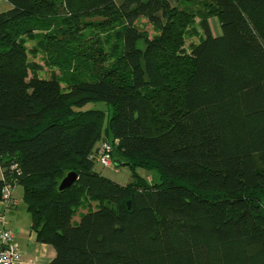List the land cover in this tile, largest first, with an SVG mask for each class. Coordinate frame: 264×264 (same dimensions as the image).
<instances>
[{"label":"trees","instance_id":"1","mask_svg":"<svg viewBox=\"0 0 264 264\" xmlns=\"http://www.w3.org/2000/svg\"><path fill=\"white\" fill-rule=\"evenodd\" d=\"M5 2L0 200L22 187L36 242L55 251L49 264H264V0ZM194 18L202 36L187 50ZM90 29L111 34L114 65L96 67L100 52L95 79L38 77L28 56L54 58L63 74L90 60ZM103 143L128 184L95 172Z\"/></svg>","mask_w":264,"mask_h":264},{"label":"rangeland","instance_id":"2","mask_svg":"<svg viewBox=\"0 0 264 264\" xmlns=\"http://www.w3.org/2000/svg\"><path fill=\"white\" fill-rule=\"evenodd\" d=\"M185 4L187 7L194 8L193 4H195V2H192V3L189 2ZM181 7L183 9L185 5L183 6V4H181ZM89 21L96 22L99 20L98 19L86 20V22H89ZM142 23L145 24L144 31L146 35L151 37L154 32L151 26L146 24L145 21H142ZM201 23L202 22L200 21V19L194 18L192 23L187 27L186 34L184 37L185 49L188 50V47L191 44L198 43L199 38L202 36V28H201L202 24ZM208 24H209L210 31L213 35H216L218 32L220 34L219 23L216 18L214 17L208 18ZM87 39L92 40V42L89 43ZM83 43H85L84 44V47L86 49L85 55H86V52H90L91 54V52H93L91 50H94L93 52L94 54L93 55L91 54L93 57L90 60H88V55H87L84 58L81 57V61H76L72 63V66H75V67H74V70H72V67L70 68L72 70L71 74L70 73L63 74L60 71V67L57 66L55 59L48 58L47 55H44L43 53H38V55L36 56H28L29 64L30 65L34 64L36 66L37 75L38 77L42 79H47L52 74L55 75L57 78H59L62 81V84H63L62 87L67 86L68 81H73V80L88 81L89 79H95L99 74L97 73L96 70H93L94 69L93 64L98 61L103 60V57L100 58L98 56L100 52L105 55L106 59L105 61L95 65L96 67L103 68V69H109L112 65H114V62L116 59L115 56H117V54L113 55L112 46L114 45L115 41L113 38H111V34H109V32L99 33V31L91 30V29L84 31L83 42L81 46L83 45ZM28 47L30 48L31 45L29 44ZM77 48L78 46H75L74 50H76ZM79 49H81V47ZM98 71L100 72L101 70H98ZM92 109L103 110L104 107L101 104H97V105H88L84 108V110H92ZM110 160H111V164L109 167L103 168L99 165H96L94 168L95 172L100 173L104 178L118 185L124 186L128 184L131 181V170L129 169V167L124 166L121 163L118 168H115L113 165V160L115 159L112 158V155H111ZM135 173L139 177L144 179L145 181L147 180V178L153 179L155 182L157 181V178L155 177L153 173H150V172H147L141 169H137ZM95 205L96 203L92 204V207H91L92 211L95 210ZM86 211H88V208H84V209L80 208L77 211L75 217L73 218V224H77V222L80 219V216L86 213Z\"/></svg>","mask_w":264,"mask_h":264},{"label":"crops","instance_id":"3","mask_svg":"<svg viewBox=\"0 0 264 264\" xmlns=\"http://www.w3.org/2000/svg\"><path fill=\"white\" fill-rule=\"evenodd\" d=\"M9 9L5 0H0V12ZM2 171L0 169V180ZM12 198L15 202L12 208H7L0 202V216H4L6 227L13 232L14 242L20 249L23 264H49L54 258L55 251L52 246L36 242V235L30 229V215L26 210V205L22 201L23 190L16 185L12 188Z\"/></svg>","mask_w":264,"mask_h":264},{"label":"built area","instance_id":"4","mask_svg":"<svg viewBox=\"0 0 264 264\" xmlns=\"http://www.w3.org/2000/svg\"><path fill=\"white\" fill-rule=\"evenodd\" d=\"M112 148L109 144H101L98 154L92 156L97 165L107 168L111 164ZM12 189L5 187L1 194L0 202L4 203L7 208L14 206L12 198ZM22 253L14 242L13 232L7 229L4 216H0V264H23L21 260Z\"/></svg>","mask_w":264,"mask_h":264},{"label":"water","instance_id":"5","mask_svg":"<svg viewBox=\"0 0 264 264\" xmlns=\"http://www.w3.org/2000/svg\"><path fill=\"white\" fill-rule=\"evenodd\" d=\"M121 162L117 159L113 160V165L115 168H118ZM77 180V176L75 173H68L65 178L61 181L59 185V191H63L69 188L75 181Z\"/></svg>","mask_w":264,"mask_h":264}]
</instances>
